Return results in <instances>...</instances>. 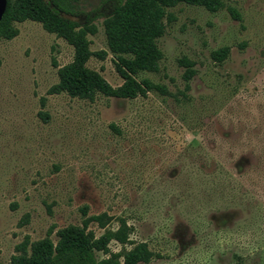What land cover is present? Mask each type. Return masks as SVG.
Here are the masks:
<instances>
[{
	"label": "rangeland",
	"instance_id": "374dc122",
	"mask_svg": "<svg viewBox=\"0 0 264 264\" xmlns=\"http://www.w3.org/2000/svg\"><path fill=\"white\" fill-rule=\"evenodd\" d=\"M222 1L216 11L169 8L158 70L136 74L165 93H48L73 47L32 20L0 38V264L25 237L51 229L55 242L58 229L98 214L104 227L87 226L95 237L123 221L128 239L109 241L97 259L122 260L142 241L152 257L137 264H264V0ZM102 21L86 38L106 53L86 66L118 86ZM224 46L228 55L215 60ZM183 57L195 71L188 88Z\"/></svg>",
	"mask_w": 264,
	"mask_h": 264
},
{
	"label": "trees",
	"instance_id": "16d2710c",
	"mask_svg": "<svg viewBox=\"0 0 264 264\" xmlns=\"http://www.w3.org/2000/svg\"><path fill=\"white\" fill-rule=\"evenodd\" d=\"M80 1L6 0L0 20V38L10 39L17 34L14 22L32 20L65 39L73 47V58L57 69L58 81L48 93L65 92L71 97L89 100L98 93L116 98L146 96L149 90L165 93L162 85L148 78L137 79L136 74L139 71L157 72L162 53L156 40L164 33V19L172 18L169 8L185 3L216 11L223 6L222 0H104L95 9L84 11L78 6ZM229 11L235 18H240L235 8L230 7ZM98 17H103L106 44L113 54L115 69L123 79L118 86L110 85L99 72L86 66L92 55L103 58L106 53L91 51L86 38ZM228 51V47H221L212 52V57L222 61ZM179 63L185 66L182 76L186 81L185 88H188V80L195 72L193 62L183 57ZM39 114L47 117L46 112ZM104 216L90 215L82 220V225L70 224L58 229L55 242L49 238L51 229L45 237L30 243L25 237L16 245L18 254L11 257V264H137L151 259L152 252L142 241L124 251L122 260L117 259V255L95 258L96 251H108L109 241L125 243L128 239L123 221L115 231L106 230L97 237L87 230L91 221L104 227Z\"/></svg>",
	"mask_w": 264,
	"mask_h": 264
},
{
	"label": "water",
	"instance_id": "95a60500",
	"mask_svg": "<svg viewBox=\"0 0 264 264\" xmlns=\"http://www.w3.org/2000/svg\"><path fill=\"white\" fill-rule=\"evenodd\" d=\"M6 7V0H0V20L3 16Z\"/></svg>",
	"mask_w": 264,
	"mask_h": 264
}]
</instances>
